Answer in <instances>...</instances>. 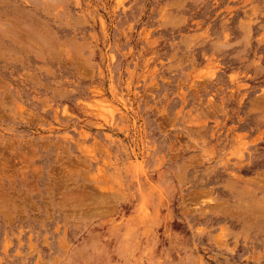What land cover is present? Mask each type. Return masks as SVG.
<instances>
[{"label": "rangeland", "instance_id": "obj_1", "mask_svg": "<svg viewBox=\"0 0 264 264\" xmlns=\"http://www.w3.org/2000/svg\"><path fill=\"white\" fill-rule=\"evenodd\" d=\"M0 264H264V0H0Z\"/></svg>", "mask_w": 264, "mask_h": 264}]
</instances>
